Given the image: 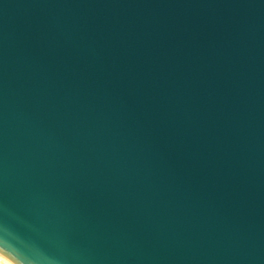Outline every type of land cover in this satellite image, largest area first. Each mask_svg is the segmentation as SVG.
Here are the masks:
<instances>
[{"label": "water", "instance_id": "95a60500", "mask_svg": "<svg viewBox=\"0 0 264 264\" xmlns=\"http://www.w3.org/2000/svg\"><path fill=\"white\" fill-rule=\"evenodd\" d=\"M0 256L264 264V0H0Z\"/></svg>", "mask_w": 264, "mask_h": 264}, {"label": "bare ground", "instance_id": "6f19581e", "mask_svg": "<svg viewBox=\"0 0 264 264\" xmlns=\"http://www.w3.org/2000/svg\"><path fill=\"white\" fill-rule=\"evenodd\" d=\"M0 264H12V263H10L9 261H7L6 259L0 256Z\"/></svg>", "mask_w": 264, "mask_h": 264}]
</instances>
